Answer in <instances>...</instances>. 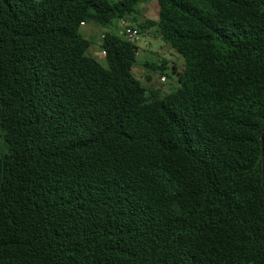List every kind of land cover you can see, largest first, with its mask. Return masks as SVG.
Listing matches in <instances>:
<instances>
[{"label":"trees","instance_id":"trees-1","mask_svg":"<svg viewBox=\"0 0 264 264\" xmlns=\"http://www.w3.org/2000/svg\"><path fill=\"white\" fill-rule=\"evenodd\" d=\"M148 2L0 0V264H264V0Z\"/></svg>","mask_w":264,"mask_h":264},{"label":"rangeland","instance_id":"rangeland-1","mask_svg":"<svg viewBox=\"0 0 264 264\" xmlns=\"http://www.w3.org/2000/svg\"><path fill=\"white\" fill-rule=\"evenodd\" d=\"M149 1H150L149 3L144 4L145 6H147V8H144V5L140 6L139 8L140 12H141L142 7L144 8L143 18H146L144 20L156 19V16L158 15V5H157L156 0H149ZM146 9L148 10L147 15H145ZM139 15L140 13L136 17H138ZM127 21H131V19L128 18ZM93 27L94 26L89 23L86 28H83L81 30V32L87 39H90L93 42L92 43L93 47L97 48L98 54L95 56V58L99 60L100 62L104 63V57L100 49L101 47L100 46L96 47V45H97L98 40L102 38V35H103L102 30L106 31V29L96 27L97 29L95 30ZM90 28H93L94 32L91 33V35L89 33H88L89 35H87L86 32H88L89 30L90 31L92 30ZM118 31H119L118 34H120V36H123L122 34L123 30L118 29ZM138 45L140 47L138 50L134 75L139 80H141L143 85L147 88H151V87L157 88L160 92H163V93H170L176 90L179 86L177 82L178 76L172 73L171 67L173 65H176L178 72L179 73L182 72L183 65H184L183 57L180 54H178L173 48H171L168 44L160 40L158 33L156 32V29H152L151 31H147L143 33L141 35V39L138 41ZM151 48L154 51V53L157 54V56H147V54H144V51L146 50L150 51ZM145 60H149L150 62H153L156 65L159 64L160 60H166L168 62L167 64L168 70L165 73H158V72L153 71L152 69L145 68V65L142 64ZM147 74L150 76L149 79L146 77ZM162 76L166 77L165 82H162L160 80Z\"/></svg>","mask_w":264,"mask_h":264},{"label":"crops","instance_id":"crops-1","mask_svg":"<svg viewBox=\"0 0 264 264\" xmlns=\"http://www.w3.org/2000/svg\"><path fill=\"white\" fill-rule=\"evenodd\" d=\"M150 2V1H149ZM148 2V3H149ZM156 2H157V0H156ZM147 4V3H146ZM157 5H158V3H157ZM144 8H147V6H145L144 5ZM143 7H142V9H141V12H140V15L137 17V21L138 22H143V21H145L144 19H146V18H143V9H144ZM145 12H146V14H145ZM144 12V14L145 15H147V12H148V10L146 9V11ZM142 18H143V20H142ZM156 19H157V16H156ZM156 19H150V20H156ZM88 24H89V22L88 23H86V24H84L83 26H82V29L83 28H86L87 26H88ZM90 24H92V23H90ZM93 25V24H92ZM94 27V29L96 30L97 28H96V26L95 25H93ZM122 26H123V23H122ZM93 28H90V29H92L90 32L88 31V32H86L87 33V35H91V33H93L94 32V29ZM81 29V30H82ZM119 30H123L122 28H121V24H120V26H119V28H118ZM102 32H103V35H104V33H105V31H103L102 30ZM124 32V31H123ZM89 33V34H88ZM123 34V33H122ZM103 35H102V38H100L99 40H98V42H97V45H96V47L97 46H100L101 47V44H102V41H103ZM160 38V37H159ZM160 40H161V38H160ZM149 44H151V43H149ZM95 45V44H94ZM138 47H140L139 45H138ZM101 49V48H100ZM92 51V52H91ZM100 53V52H99ZM88 54L90 55V56H92V57H95L98 53H97V48H95V47H93V45L91 46V48L89 49V51H88ZM143 54V53H142ZM144 54H147V56H157V54L156 53H154V51L152 50V48L150 49V51H144ZM150 62L149 60H145L142 64L144 65L146 62ZM135 66H136V63H135V65L133 66V73H134V70H135ZM137 66H139V65H137ZM173 67V66H172ZM172 67H171V69H172ZM145 68H148L147 66H145ZM148 69H150V68H148ZM148 79L150 78V76L147 74V76H146Z\"/></svg>","mask_w":264,"mask_h":264},{"label":"built area","instance_id":"built-area-1","mask_svg":"<svg viewBox=\"0 0 264 264\" xmlns=\"http://www.w3.org/2000/svg\"><path fill=\"white\" fill-rule=\"evenodd\" d=\"M123 28H124V32H123V36L135 43L136 45H138V41L141 39V34L140 32L134 27L132 26V24L130 22H123ZM102 55H105V52L102 51ZM162 82L166 81V77L162 76L160 79Z\"/></svg>","mask_w":264,"mask_h":264},{"label":"water","instance_id":"water-1","mask_svg":"<svg viewBox=\"0 0 264 264\" xmlns=\"http://www.w3.org/2000/svg\"><path fill=\"white\" fill-rule=\"evenodd\" d=\"M263 135V132H262ZM262 178H263V188H264V155H263V171H262Z\"/></svg>","mask_w":264,"mask_h":264}]
</instances>
